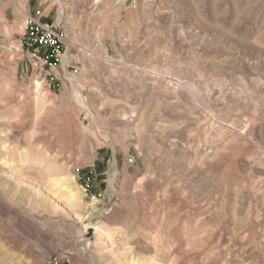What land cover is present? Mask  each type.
<instances>
[{"label": "rangeland", "instance_id": "374dc122", "mask_svg": "<svg viewBox=\"0 0 264 264\" xmlns=\"http://www.w3.org/2000/svg\"><path fill=\"white\" fill-rule=\"evenodd\" d=\"M0 264H264V0H0Z\"/></svg>", "mask_w": 264, "mask_h": 264}, {"label": "built area", "instance_id": "2783aa9c", "mask_svg": "<svg viewBox=\"0 0 264 264\" xmlns=\"http://www.w3.org/2000/svg\"><path fill=\"white\" fill-rule=\"evenodd\" d=\"M66 40L62 23L49 19L43 11L38 10L25 23L21 51L33 59L36 65L45 67L50 72H56L58 67L63 65ZM130 161L133 162V159L130 158ZM92 183L91 177L85 178L88 189Z\"/></svg>", "mask_w": 264, "mask_h": 264}, {"label": "bare ground", "instance_id": "6f19581e", "mask_svg": "<svg viewBox=\"0 0 264 264\" xmlns=\"http://www.w3.org/2000/svg\"><path fill=\"white\" fill-rule=\"evenodd\" d=\"M78 94V93H76ZM80 102L82 105L86 106V99L81 95L80 98H79Z\"/></svg>", "mask_w": 264, "mask_h": 264}]
</instances>
